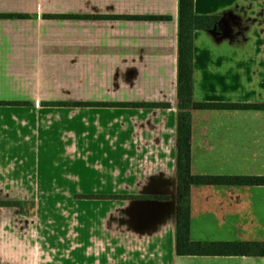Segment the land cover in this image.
Masks as SVG:
<instances>
[{
    "label": "crops",
    "instance_id": "obj_1",
    "mask_svg": "<svg viewBox=\"0 0 264 264\" xmlns=\"http://www.w3.org/2000/svg\"><path fill=\"white\" fill-rule=\"evenodd\" d=\"M66 1V10L52 9ZM195 11L214 20L195 32L194 99L264 103V0H195ZM0 13L30 16L0 18V101L30 102L12 107L18 114L0 127L27 144V160L55 142L94 169L85 187L53 180L42 189L0 167V198L37 201L33 216L0 208V264H264V256L176 253L179 0H0ZM85 83L101 95L91 98L98 93ZM58 101L171 105L44 104ZM67 110L73 123L53 119ZM191 143L193 174L264 175V109L193 110ZM39 192L65 193L64 202L52 200L58 216L43 218ZM89 193L122 198L71 199ZM190 210L193 240L264 241V185H193Z\"/></svg>",
    "mask_w": 264,
    "mask_h": 264
},
{
    "label": "trees",
    "instance_id": "obj_2",
    "mask_svg": "<svg viewBox=\"0 0 264 264\" xmlns=\"http://www.w3.org/2000/svg\"><path fill=\"white\" fill-rule=\"evenodd\" d=\"M27 14L0 13V18H29ZM50 19L122 18L135 20H168V15H77L47 14ZM214 17L197 14L195 0H179V65L177 122V219L176 253L178 255L264 256V241H198L191 238L190 195L193 185H264V175H197L192 172V111L205 109H264V103L207 102L194 99V38L197 30L209 28ZM28 105V101H0V105ZM51 106H131L170 107L169 102H45ZM85 199L122 198L120 195H76ZM22 200H0V206L16 207L26 212ZM33 207L36 208V203Z\"/></svg>",
    "mask_w": 264,
    "mask_h": 264
},
{
    "label": "rangeland",
    "instance_id": "obj_3",
    "mask_svg": "<svg viewBox=\"0 0 264 264\" xmlns=\"http://www.w3.org/2000/svg\"><path fill=\"white\" fill-rule=\"evenodd\" d=\"M67 4H68V1H66L63 5L57 6V8H52V9L59 10L63 8V10H66ZM34 23L38 25V24H43L44 22H43V19L38 18L37 20L34 21ZM83 90L93 91L94 93H98L97 95L92 96L91 98H98L102 93L101 88L99 90H96L95 88L93 89V87L91 85H87V83H85ZM18 106H21V105H16V104L0 105V124L2 122H10L12 120L11 115L13 113L18 114L17 111L11 108L18 107ZM62 107L69 108L71 106H62ZM82 107H86V106H82ZM89 107H100V106H89ZM102 107H105V106H102ZM53 113L54 112H50L49 113L50 116ZM91 114L92 112H82V116L84 118L86 117L90 118ZM82 116H80V118H82ZM47 118H50L49 115L47 116ZM59 118H61V120H64L70 123H73L76 120L75 115L69 112V110H67V112H63V111L56 112L53 119L57 120ZM9 125L13 128L14 133H15L16 132L15 129H17V126L15 125V123H9ZM4 129L5 128H3L2 126L0 127V167L5 170H9L10 174L8 176L11 175V176L21 177L25 181V184H29V180H30V182H32L33 184H40L42 189H47L48 184L52 182L53 180H59V181L66 180V183L71 187H76V185L85 187L87 186V184L92 183L91 179L93 177L92 175H93L94 169H92L91 167H88L90 166V164L87 162H85L86 164L84 163L83 165H81L82 161L79 163V161L75 160L76 157L73 159L71 156H67L66 154H63L64 151H63V147L61 146H64V145H60L55 142H44L45 146L44 145L42 146L40 153L37 154V157L30 158V160H27L26 158L29 155L27 144L22 143V142H17V143L12 142V139L14 138V136H12L13 133H11V129L8 131H5ZM71 129L75 130L74 127ZM4 135H6V138L5 140H2V137ZM50 144L53 145L52 148L50 147ZM79 152H80V149H79ZM3 155L9 156L10 159L2 160L1 157ZM13 155L15 156L20 155L22 159H26V160L24 161L21 160V163L19 162L20 164H18L16 161H12ZM77 175L79 176L80 180L76 179ZM19 194L21 195V193ZM14 195L16 196L17 194L14 193ZM37 195L41 198L42 202L47 199L46 207L43 210L44 212L43 218H45V216H49L50 213L51 215H57V216L60 214L61 209L56 208L54 205H52V200L56 202H61V201L64 202L65 193L56 194V193L39 192V194ZM73 195L74 196H72L71 198L73 200L75 198L85 199V198L75 197L77 194H73ZM111 199H115V198H111ZM19 200H22L25 202L24 208L26 209V212H28V213L20 212V214H18L19 217L33 216L34 214H36V211H37V201L36 200H33V199H19ZM34 203H36V208L33 207L35 205ZM4 221H8L7 224L12 225V221L10 220V215H7L6 220ZM21 223L22 224L21 225L19 224V225L22 227V225L24 224L22 221ZM3 224H4L3 221L0 222V233H2L1 227ZM27 227L28 226L25 227V233L28 231Z\"/></svg>",
    "mask_w": 264,
    "mask_h": 264
},
{
    "label": "flooded vegetation",
    "instance_id": "obj_4",
    "mask_svg": "<svg viewBox=\"0 0 264 264\" xmlns=\"http://www.w3.org/2000/svg\"><path fill=\"white\" fill-rule=\"evenodd\" d=\"M0 200H19V199H14V198H0ZM0 208H11V209H16V210H18L19 213H20L19 208H16V207L0 206Z\"/></svg>",
    "mask_w": 264,
    "mask_h": 264
}]
</instances>
